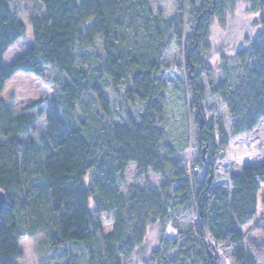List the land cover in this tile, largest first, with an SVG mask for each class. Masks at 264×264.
Returning a JSON list of instances; mask_svg holds the SVG:
<instances>
[{
    "label": "trees",
    "instance_id": "16d2710c",
    "mask_svg": "<svg viewBox=\"0 0 264 264\" xmlns=\"http://www.w3.org/2000/svg\"><path fill=\"white\" fill-rule=\"evenodd\" d=\"M31 1V43L5 64L3 54L25 26L0 0V93L17 71L42 77L50 68L59 76L51 99L16 108L12 97L0 98V264H19L20 239L37 233L52 248L82 243L83 264H140L148 229L177 228L180 216L197 222L162 239L144 264H218L210 244L229 264H264V212L251 228L255 238L242 230L257 215L264 160L230 171L227 187L207 176L229 136L264 117V0H248L259 13L258 38L231 60L221 55L216 71L206 61L208 27L213 20L222 26L235 0H176L170 12L151 0ZM173 42L184 80L169 87L163 57ZM106 85L122 89L120 107H112ZM207 96L229 115V133L220 116L201 118ZM192 144L210 156L200 177V155L183 168ZM130 164L138 177L158 176L157 188L128 184L122 192ZM66 257L65 264L77 263Z\"/></svg>",
    "mask_w": 264,
    "mask_h": 264
},
{
    "label": "rangeland",
    "instance_id": "374dc122",
    "mask_svg": "<svg viewBox=\"0 0 264 264\" xmlns=\"http://www.w3.org/2000/svg\"><path fill=\"white\" fill-rule=\"evenodd\" d=\"M155 7L161 8L166 12H170L176 3V0H151ZM11 7L17 12V17L25 26L24 35L16 40L7 48L3 54V63H9L15 59L26 47L31 43V32L28 24V16L35 9L31 0H8ZM262 30L260 25L259 13L253 12L249 8L248 0H235L232 10L225 12L224 23L219 25L213 20L208 27L207 41L209 43V57L206 61L210 66L217 70L220 62L219 57L222 55L225 59L231 60L234 52L242 46H248L250 42L258 38L259 32ZM95 54H100V48L97 45L93 50ZM92 58L89 59V63ZM163 62L166 65L165 80L171 87L173 82L184 80L182 68V51L173 42L166 51ZM58 72L50 68H44L43 76L39 77L33 73L22 71L15 72L3 85L0 98L5 100L9 97L13 98V105L21 108L35 100L51 99L56 90L55 79L58 78ZM105 95L110 100L112 107L117 108L122 104L120 102L121 88L117 90L111 89L106 85ZM92 101V102H91ZM91 109H96V104L92 99H88ZM204 114L202 119L207 120L210 116H220L225 130L229 133L230 117L225 109L219 105L218 101L207 96L203 103ZM76 114L80 115L79 107L75 109ZM190 137L194 139L196 125L190 123ZM201 156L200 146L192 144L187 151L182 153L183 168L189 169L188 160L196 161ZM264 160V117H262L257 125L250 131L239 133L238 135L229 136L228 146L218 151L210 166V174H207L213 184L227 187V177L230 171H237L242 165H256ZM210 156L205 153L204 160L201 164L196 165L197 176H203L206 173V167L209 165ZM192 169L191 171H193ZM161 179L152 174L147 173L144 177H138L134 170L133 164H130L124 173V183L119 185V189L124 192L128 184H134L139 188L148 187L156 189ZM264 212V185L259 193V203L257 215L243 227V232L247 237L258 235L256 230L251 229L255 221L262 216ZM177 228H173L170 224L165 227L157 224L149 228L143 243L138 251V259L140 264H144L151 256V252L155 251L162 239H173L179 231H185L197 222L196 217L180 216L175 219ZM109 220L105 218V230L110 226ZM71 244L52 248L46 242L43 233H37L32 237L24 236L19 241V248L22 252V258L19 264H65L68 260L66 253L76 258V264L84 262V248L80 242H70ZM83 251L81 250V248ZM65 250L66 253L63 251ZM64 253V254H63ZM133 260V261H135ZM86 264V263H85ZM150 264V263H149Z\"/></svg>",
    "mask_w": 264,
    "mask_h": 264
},
{
    "label": "built area",
    "instance_id": "2783aa9c",
    "mask_svg": "<svg viewBox=\"0 0 264 264\" xmlns=\"http://www.w3.org/2000/svg\"><path fill=\"white\" fill-rule=\"evenodd\" d=\"M190 147H188L187 149H189ZM186 149V151H187ZM188 164H189V169L192 167V162L190 160H188ZM210 246L212 247L213 253L216 257L217 263L218 264H229V260L228 257L224 254V252L222 251L220 246H214L212 244H210Z\"/></svg>",
    "mask_w": 264,
    "mask_h": 264
},
{
    "label": "water",
    "instance_id": "95a60500",
    "mask_svg": "<svg viewBox=\"0 0 264 264\" xmlns=\"http://www.w3.org/2000/svg\"><path fill=\"white\" fill-rule=\"evenodd\" d=\"M205 150L206 147L201 149V159L204 160V156H205ZM4 193L2 191H0V208L2 207V205L4 204Z\"/></svg>",
    "mask_w": 264,
    "mask_h": 264
}]
</instances>
